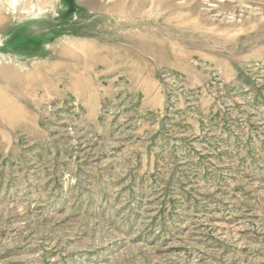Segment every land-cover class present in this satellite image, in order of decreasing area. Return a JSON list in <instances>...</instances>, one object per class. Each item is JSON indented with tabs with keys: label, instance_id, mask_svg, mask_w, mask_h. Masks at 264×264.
<instances>
[{
	"label": "rangeland",
	"instance_id": "1",
	"mask_svg": "<svg viewBox=\"0 0 264 264\" xmlns=\"http://www.w3.org/2000/svg\"><path fill=\"white\" fill-rule=\"evenodd\" d=\"M0 264H264V0H0Z\"/></svg>",
	"mask_w": 264,
	"mask_h": 264
},
{
	"label": "crops",
	"instance_id": "2",
	"mask_svg": "<svg viewBox=\"0 0 264 264\" xmlns=\"http://www.w3.org/2000/svg\"><path fill=\"white\" fill-rule=\"evenodd\" d=\"M143 38L145 39V36ZM94 39L95 40H89L87 42L80 41V43L77 42L72 45L67 44L65 48L59 47V50L54 53V58L63 61V65L65 66L69 64V68H66V70L69 72L75 71L73 74L74 78L81 79L82 73L95 69L97 67L96 65L104 66L105 71L109 73L121 72L127 74L126 71L131 68L133 64H136L140 72L146 73L147 69H154L157 64H163L168 61L167 59H163V62H161V58L156 54H161L162 51L164 52L163 49L165 48L163 47L167 46V44H162L157 37L155 39L147 37L146 41L138 45L134 43H131V45H118L112 41L98 40L97 37ZM74 45H78L79 49L75 50ZM49 46V44H46V48H49ZM65 52H68L67 54L70 56H64L62 53ZM72 54L74 55L73 57H71ZM149 54H153L157 58V61L152 63L148 61L146 63L147 58H150ZM45 55L48 60L51 59L50 54ZM118 57L120 61L116 62L115 58ZM58 65L60 66V64Z\"/></svg>",
	"mask_w": 264,
	"mask_h": 264
}]
</instances>
